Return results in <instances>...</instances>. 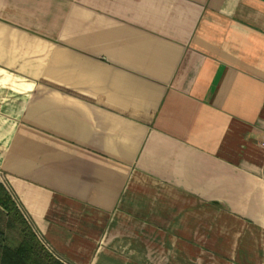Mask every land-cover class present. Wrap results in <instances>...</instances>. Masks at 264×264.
I'll return each mask as SVG.
<instances>
[{
	"label": "crops",
	"instance_id": "obj_1",
	"mask_svg": "<svg viewBox=\"0 0 264 264\" xmlns=\"http://www.w3.org/2000/svg\"><path fill=\"white\" fill-rule=\"evenodd\" d=\"M0 181L65 264H264V0H0Z\"/></svg>",
	"mask_w": 264,
	"mask_h": 264
},
{
	"label": "trees",
	"instance_id": "obj_2",
	"mask_svg": "<svg viewBox=\"0 0 264 264\" xmlns=\"http://www.w3.org/2000/svg\"><path fill=\"white\" fill-rule=\"evenodd\" d=\"M0 211L4 212L6 215H12L15 220H19L23 224L20 241L15 247H10L4 242V232L0 229V264H32L33 259L39 254V243L36 234L32 231L30 226L25 224L26 220L16 208L15 202L10 193L1 182ZM47 264L64 263L53 260Z\"/></svg>",
	"mask_w": 264,
	"mask_h": 264
},
{
	"label": "rangeland",
	"instance_id": "obj_3",
	"mask_svg": "<svg viewBox=\"0 0 264 264\" xmlns=\"http://www.w3.org/2000/svg\"><path fill=\"white\" fill-rule=\"evenodd\" d=\"M26 222L25 224L30 226L29 223ZM22 225V222L19 220H15L12 215H6L4 212L0 211V229L4 232V242L8 246L15 247L18 244V242L20 241L21 228L23 227ZM36 237L39 243V254H37V256L33 259L32 264H47L48 262H52L53 260L61 261L45 247V245L41 241V238L37 236V234Z\"/></svg>",
	"mask_w": 264,
	"mask_h": 264
}]
</instances>
